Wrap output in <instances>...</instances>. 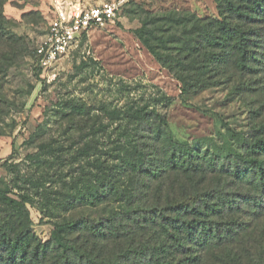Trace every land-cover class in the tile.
<instances>
[{"label":"trees","instance_id":"1","mask_svg":"<svg viewBox=\"0 0 264 264\" xmlns=\"http://www.w3.org/2000/svg\"><path fill=\"white\" fill-rule=\"evenodd\" d=\"M218 6L219 18H202L138 4L132 32L181 93L224 87L244 103L256 123L230 133L238 147L201 149L175 139L155 107L125 105L102 108L118 131L103 150L94 133L108 125L68 98L53 111L65 135L82 126L93 134L76 150L67 136L44 140L28 156L42 171L32 187L47 190L38 202L52 225L44 245L31 230L29 192L0 180V264H264V0ZM34 71L43 75L35 54ZM250 92L263 99L249 107Z\"/></svg>","mask_w":264,"mask_h":264},{"label":"rangeland","instance_id":"2","mask_svg":"<svg viewBox=\"0 0 264 264\" xmlns=\"http://www.w3.org/2000/svg\"><path fill=\"white\" fill-rule=\"evenodd\" d=\"M130 1L115 24L89 31L85 44L60 59L54 70L56 78L48 83L44 75L34 71V48L46 32L48 0H0V180L14 192H29L31 230L40 245L48 242L52 225L41 221L38 202L47 190L32 187L42 171L28 156L44 140L60 142L67 136L76 150L83 145L86 134H93L92 129L82 126L80 131H68L65 135V124L53 116V111L66 99L73 98L88 106L96 126L108 125L94 133L103 150L111 145L109 137L114 138L118 132L113 129L116 119L111 112L105 113L104 107H155L166 117V129L175 139L209 151L223 149L226 142L238 147L230 133L245 132L256 123L248 117L244 103L228 94V88L181 93L180 83L132 32L143 15L133 14L135 5L150 12L186 11L202 18H219L218 4L223 0ZM262 99L250 92L249 107ZM45 121L46 127L41 126ZM86 158L80 156L74 169L85 164ZM14 174L18 175L17 180ZM80 174L81 171H75V179ZM79 211L86 216L90 210Z\"/></svg>","mask_w":264,"mask_h":264},{"label":"built area","instance_id":"3","mask_svg":"<svg viewBox=\"0 0 264 264\" xmlns=\"http://www.w3.org/2000/svg\"><path fill=\"white\" fill-rule=\"evenodd\" d=\"M128 0H48V22L44 35L34 48L36 66L46 82L56 78L60 59L81 44L94 29L115 24Z\"/></svg>","mask_w":264,"mask_h":264}]
</instances>
